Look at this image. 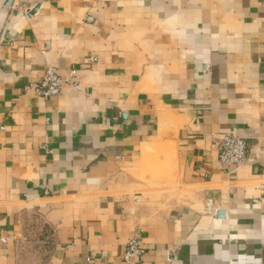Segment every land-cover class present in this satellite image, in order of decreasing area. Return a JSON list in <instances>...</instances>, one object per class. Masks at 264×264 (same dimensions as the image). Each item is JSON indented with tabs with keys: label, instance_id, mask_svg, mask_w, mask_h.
Instances as JSON below:
<instances>
[{
	"label": "crops",
	"instance_id": "1",
	"mask_svg": "<svg viewBox=\"0 0 264 264\" xmlns=\"http://www.w3.org/2000/svg\"><path fill=\"white\" fill-rule=\"evenodd\" d=\"M0 264H264V0H0Z\"/></svg>",
	"mask_w": 264,
	"mask_h": 264
},
{
	"label": "built area",
	"instance_id": "2",
	"mask_svg": "<svg viewBox=\"0 0 264 264\" xmlns=\"http://www.w3.org/2000/svg\"><path fill=\"white\" fill-rule=\"evenodd\" d=\"M75 73V70L71 71L73 79ZM73 79L59 77L54 68H49L37 82L29 86V89L33 90L37 97H54L65 85H75ZM215 148L218 162L222 165L238 168L246 161V143L239 137L224 133L217 140ZM145 252L139 235L135 234L126 244L122 258L126 263H129L133 258H142Z\"/></svg>",
	"mask_w": 264,
	"mask_h": 264
}]
</instances>
